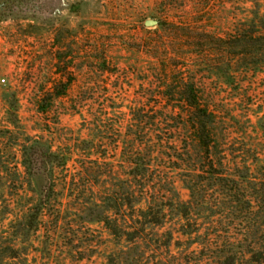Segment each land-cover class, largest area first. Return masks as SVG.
<instances>
[{
  "label": "rangeland",
  "instance_id": "rangeland-1",
  "mask_svg": "<svg viewBox=\"0 0 264 264\" xmlns=\"http://www.w3.org/2000/svg\"><path fill=\"white\" fill-rule=\"evenodd\" d=\"M224 1L0 0V264H264V213L202 174L164 96L194 84L231 149L264 143V59L216 53L264 21ZM38 198V227L12 222Z\"/></svg>",
  "mask_w": 264,
  "mask_h": 264
},
{
  "label": "trees",
  "instance_id": "trees-1",
  "mask_svg": "<svg viewBox=\"0 0 264 264\" xmlns=\"http://www.w3.org/2000/svg\"><path fill=\"white\" fill-rule=\"evenodd\" d=\"M179 1L180 0H161L162 5H164L168 13H173L178 7H182L178 4ZM263 1L264 0H242L241 4L247 7L245 8L246 13L250 15L254 14L258 19L264 21ZM229 3V0H225L223 9H226V6L230 5ZM252 3H254V5H252ZM249 4L251 5V9L248 8ZM234 29L232 34L224 38H219L217 41L216 53L222 58L221 60L227 58H242L244 60L256 58L264 59V28H261L256 22L252 21L250 25L237 26ZM253 64L255 63L251 65ZM181 85L182 87L179 88H183V91L177 93L171 90L172 86H170L168 88L170 92L164 94V96L166 100L170 101L175 98L180 99V102L186 110L185 117L187 120L184 122L183 129H185L189 135L188 139L190 142L187 149L190 153L192 150L194 153L200 155L201 164L206 161L209 163L207 166H203L200 171L202 174L207 173L211 175L212 180H214L218 187L228 188L229 192L235 193L234 203L236 205L242 204L240 206L250 211V214H263L264 143L262 141L251 144L242 142L239 144L241 145L240 147L231 149V136H227L226 132H222V130L219 129L217 111L211 106L214 100L209 98L205 92L199 93L196 91L194 84H185V82H183L180 86ZM2 137L3 136H0V149L2 147V139H4V137ZM223 156H226V158L234 157L235 162L233 163V168L230 167L232 170H226L223 164V160L226 158ZM216 158H218L219 162L217 167L215 164ZM238 159L244 164V169L248 175L245 177L243 176V181H239L241 178L240 175H244L245 173L242 172L243 170H241V172L239 171V166L236 163V161H239ZM8 162L9 161H6L7 164H9ZM65 162L63 164L64 166L66 165ZM0 164H2L1 158ZM25 165L26 162L22 161V166L25 167ZM255 173L256 175H254ZM227 177H229L230 180L227 179ZM240 193L244 194L241 196ZM43 200V198H38L34 200L33 206H29L27 210L16 213L15 217L12 215L14 217L12 222L20 221V223H31L33 224L32 227L36 226L45 216L46 208L44 207L45 204ZM181 213L183 214L182 218L188 219L187 216L190 215L189 210L185 209ZM107 225H110L109 221ZM25 226L27 227V224H25ZM262 226H264V224ZM261 241L264 243V235ZM259 251L258 249H254L251 252L254 263H262V260H264V251L263 254ZM9 258L15 259L16 257L9 256Z\"/></svg>",
  "mask_w": 264,
  "mask_h": 264
},
{
  "label": "water",
  "instance_id": "water-1",
  "mask_svg": "<svg viewBox=\"0 0 264 264\" xmlns=\"http://www.w3.org/2000/svg\"><path fill=\"white\" fill-rule=\"evenodd\" d=\"M156 24H157V21H147L146 22L147 26H152V25H156Z\"/></svg>",
  "mask_w": 264,
  "mask_h": 264
}]
</instances>
